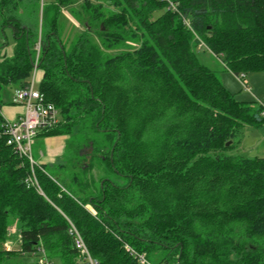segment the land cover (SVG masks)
<instances>
[{"label": "trees", "instance_id": "trees-1", "mask_svg": "<svg viewBox=\"0 0 264 264\" xmlns=\"http://www.w3.org/2000/svg\"><path fill=\"white\" fill-rule=\"evenodd\" d=\"M64 10L82 30L65 36ZM0 18L16 38L0 56V244L11 221L20 231L0 264H90L72 227L98 264H142L126 245L152 264H264V157L230 153L264 104L201 59L264 72V0H0ZM37 44L61 116L44 135L69 139L63 162L32 169L1 108L30 83Z\"/></svg>", "mask_w": 264, "mask_h": 264}, {"label": "rangeland", "instance_id": "rangeland-1", "mask_svg": "<svg viewBox=\"0 0 264 264\" xmlns=\"http://www.w3.org/2000/svg\"><path fill=\"white\" fill-rule=\"evenodd\" d=\"M60 19L64 25L65 36L76 34V32H79L83 29L82 26L74 19V17L70 15L69 10H64ZM15 46V36L9 28H2L0 18V56L6 54L7 57H12ZM201 55V59L205 61L211 69L216 71L224 86L229 91H231L238 100L253 102V105L264 104V72L249 73L245 75L244 78H239L236 77L231 71L226 69L219 57L213 56L210 53H202ZM33 64V68L37 72L39 61L37 63L33 62ZM31 81H33V76ZM34 87L35 89H39L38 80H35ZM8 93L13 96L14 92ZM58 117L61 118L59 113ZM263 145L264 126H247L244 129V135L241 141L230 151V153L243 154L247 157L263 156ZM93 172L96 177L100 175V170L98 169H94ZM35 186L37 187V190L40 191L37 180L35 182ZM19 232L18 222L11 221L8 228L7 239L4 243L0 244V248L9 250L10 245H13L10 246L11 249L20 248V243L18 240Z\"/></svg>", "mask_w": 264, "mask_h": 264}, {"label": "built area", "instance_id": "built-area-1", "mask_svg": "<svg viewBox=\"0 0 264 264\" xmlns=\"http://www.w3.org/2000/svg\"><path fill=\"white\" fill-rule=\"evenodd\" d=\"M44 1L46 0H41L42 4ZM36 50L37 55L34 63L39 61L41 54L40 44L36 45ZM32 76L33 81L30 80L27 86L13 91L12 102L22 105L24 111L15 120H5L4 133L8 136L7 143L12 145L21 157L28 158L33 169V165H37L32 156L36 138L41 132H47L58 127L61 118L58 117V113L60 114L58 108L54 104L47 102L39 89H35L34 82L37 80L36 71ZM27 181L29 184L35 185L36 177L34 171L32 178H29ZM71 231L75 235V246L80 253L88 258L90 264H98V261L93 259L89 254L88 248L79 232L74 227H72ZM126 248L142 264H152L144 254L138 253L128 245H126ZM39 264L50 263L45 258H41Z\"/></svg>", "mask_w": 264, "mask_h": 264}, {"label": "crops", "instance_id": "crops-1", "mask_svg": "<svg viewBox=\"0 0 264 264\" xmlns=\"http://www.w3.org/2000/svg\"><path fill=\"white\" fill-rule=\"evenodd\" d=\"M36 78H40V73L36 72ZM39 81V80H38ZM10 92H13L12 89ZM8 94V101L12 102V96ZM24 111V107L20 104L3 105L1 108L2 115L5 120H15ZM264 126V124H263ZM69 137L66 135H55L45 136L44 132H41L35 140L33 145L32 156L38 165H45L52 167L55 164L64 161L65 147ZM264 157V145H263V156ZM20 239V236L18 240ZM13 246V245H10ZM9 246V250L11 247Z\"/></svg>", "mask_w": 264, "mask_h": 264}, {"label": "water", "instance_id": "water-1", "mask_svg": "<svg viewBox=\"0 0 264 264\" xmlns=\"http://www.w3.org/2000/svg\"><path fill=\"white\" fill-rule=\"evenodd\" d=\"M32 64H33V62H32ZM33 66H34V64H33ZM230 142H228L227 144H229Z\"/></svg>", "mask_w": 264, "mask_h": 264}]
</instances>
